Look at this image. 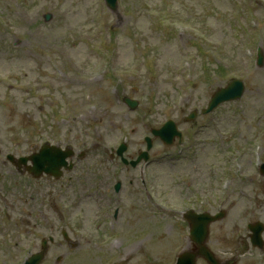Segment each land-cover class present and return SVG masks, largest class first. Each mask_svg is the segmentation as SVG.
<instances>
[{
    "label": "rangeland",
    "instance_id": "374dc122",
    "mask_svg": "<svg viewBox=\"0 0 264 264\" xmlns=\"http://www.w3.org/2000/svg\"><path fill=\"white\" fill-rule=\"evenodd\" d=\"M157 1L158 0H134L133 9L130 14L127 15V12H119L109 16V12L101 6V0H38V6L31 11L35 16H38L37 9H39V13L42 11V4L44 3L50 5L54 9L56 8L64 11L63 15L65 22L56 21L54 19L47 24L44 31L51 39L57 40V42L66 45L68 50H70V52L67 53V56L65 55V57H62L64 59L63 66L68 71L69 77L66 76L61 84H54L51 92L55 94L56 99L53 101L49 100V103H53L54 107H56L57 104L63 105L68 100L78 101L81 99L80 87L78 86L79 82L78 80H75V70L78 69V66L74 65L73 60L76 55L82 63H85L87 57L89 56L86 54L85 47L78 43V37L82 35L81 32H90L92 29H95L97 25L96 22H99L100 20H108V25L110 27L112 26L114 39H116L113 42V47H118L117 51L121 49L122 52L118 58H112V62L121 65V68L132 66L136 62L137 65L140 66L141 77L138 76L139 71L133 72L130 81H128V84L126 85L128 91L141 101L140 116L138 115V117H141V112L146 107V98H148L151 89L153 88L152 83H164L163 78L158 80L155 77L153 69L160 70L161 68L165 71L166 66L170 65L174 66L176 70L186 74L194 72V75L190 77L191 80L203 83V86L200 89V96H209L211 94L209 93L207 86L211 89H216L218 86L222 85L217 79L210 78V75L213 74L212 70L214 69V67L211 66L212 61L206 58L204 52H200L199 48L194 45L195 41L191 37H180L177 35L175 39H173V37L165 35L163 31L157 28L156 24L152 21V16L150 17L144 13L143 5L152 3L155 4ZM167 1V6L169 7L178 8L183 12H192V10L196 12L198 21L202 26L209 24V33L212 45H205L207 49L206 53H216L218 58L222 59L228 57L232 63L233 69L237 73V65H243V61L241 60L243 57L240 56V54H242L240 46L242 43L239 41L234 32V29L236 28L235 24L231 21L230 16L227 15L229 7L226 0ZM192 4H194L197 8L192 7ZM258 12L260 13V17L264 19V5L260 7ZM228 13H230V11H228ZM188 17L184 20L189 21L190 17ZM220 21L226 23V27L223 30L221 24L219 23ZM95 31H100V29L98 28ZM98 41L104 40L101 39ZM34 43H37V41H34ZM14 57L15 58L10 61V54L2 49L0 43V75L7 72L21 74L20 68L23 67L26 70H31L32 75L28 79L22 78L19 81L20 83L32 82L43 76V72L41 70L38 71V69L28 61L25 53H16ZM105 57V54L99 55V59ZM146 57H149V61L144 65L143 59ZM187 57L193 62H191L188 69H184L182 67V62L187 59ZM67 62H69L70 65L65 64ZM99 64L105 65L102 60ZM23 72L25 73V71ZM164 75L171 76L172 74L165 72ZM43 78L46 77L43 76ZM110 82L111 81L105 82L106 86L109 85ZM75 86L77 91L74 88ZM162 89L164 91L169 90L166 86H163ZM14 93L16 95H23V93L19 90H16ZM247 99L249 103H247L248 111L244 116L237 117V122H240L241 120L244 124V129H242V144L248 143V141L244 140L246 137L245 133L247 132L250 124L248 119L264 113V69L248 85ZM7 106L8 107H3L2 110L8 112V114L18 116L15 120L6 122L3 117L2 110L0 111L6 135H8V132L12 128L19 127L20 121H22L23 125L26 126V121L22 112L27 111V105L22 104L20 96L17 103L13 105L7 104ZM12 108H18L22 112L17 113L13 111ZM119 109L122 110L124 108L122 105L115 107V111ZM54 111L55 110L51 111V113H54ZM122 112L124 111L122 110ZM127 123L128 125H133V118L131 117L127 120L124 119L122 125H126ZM229 125L230 123L225 124V127H228ZM261 126H264V124ZM238 127L239 123H237V128ZM238 138L239 137L237 135V139ZM220 151L221 150L218 148L206 147L202 154V161L204 165H213L216 169H218L224 161L225 156L223 151ZM185 169H187V166ZM181 172L183 171L178 170V172H176L169 161L161 165L160 189L166 199H173L174 195L167 192L172 189L175 179ZM181 191L183 192L184 189ZM245 199L246 203L240 205H242L245 209H248L250 207L249 197H246ZM231 212L234 214L237 213V204ZM79 213H81L79 221L86 223V230H84V232H93L95 235L96 232L93 229L94 213L92 207H86L84 211L83 209H79ZM128 215L131 219L149 218L146 214ZM172 224L173 222L168 219L162 220L161 231L162 233H167V236H165V234L161 240H155L154 244L148 243L145 246L141 245L139 249L137 247L130 248L128 243L123 240L122 247H120L119 250L121 251L122 249L130 251L129 255L132 258L131 264L143 263L146 261V258L143 256L147 257L155 255L159 257L162 264H166L167 260L171 256V251L175 247V243H173L170 239L169 228ZM155 229H157V227H155ZM172 235L175 236L174 229H172ZM65 247L68 246L64 245L61 240H57V242L51 247L50 255L46 264H53L54 258L59 255L63 256L65 260L66 255L63 254V252L66 251V249H64ZM72 252L76 257V260L74 262L67 261L66 263H64L63 260L60 264H101L107 260L109 256H111L102 253L99 250L92 249L89 244L84 242L81 243L79 249ZM113 254H117L116 248L113 249Z\"/></svg>",
    "mask_w": 264,
    "mask_h": 264
}]
</instances>
